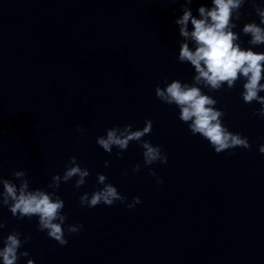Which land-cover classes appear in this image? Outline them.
Here are the masks:
<instances>
[{"label": "water", "instance_id": "1", "mask_svg": "<svg viewBox=\"0 0 264 264\" xmlns=\"http://www.w3.org/2000/svg\"><path fill=\"white\" fill-rule=\"evenodd\" d=\"M187 2L0 0V178L59 193L65 224H83L79 232L66 231L67 243L60 244L37 227L35 215L17 217L0 203V237L11 230L30 234L20 247L35 264H264L259 103L243 100L239 80L211 90L223 121L251 144L217 152L192 133L175 104L155 94L165 76L193 82L194 66L177 59L184 38L175 17ZM200 3L210 0H191L194 14ZM254 3L264 0H245L234 30L244 46L264 50V43L248 45L241 31L245 20H259ZM146 117L153 124L142 138L160 144L166 162L145 164L134 139L112 152L96 142L108 127H143ZM71 155L89 168L85 183L77 188L74 175L54 187L52 174L62 176ZM137 162L141 168L133 171ZM15 170L25 175L15 177ZM97 172L127 200L139 195L141 201L131 208L119 200L81 204L84 191L102 186Z\"/></svg>", "mask_w": 264, "mask_h": 264}, {"label": "clouds", "instance_id": "2", "mask_svg": "<svg viewBox=\"0 0 264 264\" xmlns=\"http://www.w3.org/2000/svg\"><path fill=\"white\" fill-rule=\"evenodd\" d=\"M245 0H210V3H200L196 13L190 6L191 0L181 5L182 12L175 17L179 36L177 59L181 62H190L194 66L195 74L193 82L182 80L178 77L163 78L164 83L155 85V94L168 104H175L178 116L187 123L193 134L199 133L206 138L215 151L234 148L242 145L251 147L246 135L239 131L231 130L223 121L224 109L217 107V99L211 94V90L226 86L232 88L237 81L242 82L241 96L245 102L257 101L260 105L254 112L264 116V50L244 46L241 42L240 32L234 30L236 20L240 19L239 9ZM255 12L259 20L248 19L243 23L241 31L249 36L248 45L264 43V5L254 3ZM189 23L191 27H189ZM205 89H208L205 91ZM153 121L145 118L143 127L133 128L131 123L123 126L112 125L106 129L105 134L98 135L96 142L104 150L112 152L113 146L118 149H126L131 140H136L142 145V155L145 164L155 161L164 163L168 156L162 150L160 144H154L148 138H142L149 133ZM82 130L80 124L76 125ZM258 150L264 153V142L259 143ZM117 156L122 151L116 152ZM108 166L109 161H104ZM141 164L133 165V171L139 170ZM155 175V170L148 169ZM127 175V170L123 173ZM15 177L25 175L23 170H15ZM75 175V186L79 188L85 183L89 175V168L82 166L76 155H71L64 167L63 175L53 173L54 187H59L61 179L69 180ZM97 182L101 187L93 189L90 193L84 191L79 196L81 204L89 207L98 203L111 205L116 200L125 203L131 208L141 201L139 195H134L129 201L117 186L107 180L106 173L97 172ZM162 182L157 177V183ZM3 185L0 190V203L8 206L11 213L17 217L33 215L37 218V227L46 230L47 235L55 238L60 244L67 243L65 232H79L83 227L82 222L65 224L67 214L61 211L65 201L62 196L53 191H47L41 187L30 188L27 179H22L19 184L10 178H0ZM5 226V221L0 220V229ZM31 238L30 234H22L19 230L8 231L0 237V264H17L20 256L28 257L26 264H35V260L29 256L26 248L20 246Z\"/></svg>", "mask_w": 264, "mask_h": 264}]
</instances>
